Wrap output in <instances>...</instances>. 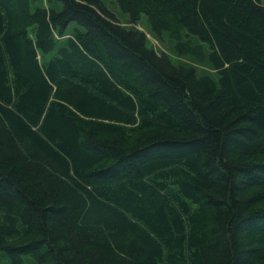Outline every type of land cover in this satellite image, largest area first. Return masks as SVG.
<instances>
[{
	"label": "trees",
	"instance_id": "16d2710c",
	"mask_svg": "<svg viewBox=\"0 0 264 264\" xmlns=\"http://www.w3.org/2000/svg\"><path fill=\"white\" fill-rule=\"evenodd\" d=\"M114 1L0 0V264H264V0Z\"/></svg>",
	"mask_w": 264,
	"mask_h": 264
},
{
	"label": "rangeland",
	"instance_id": "374dc122",
	"mask_svg": "<svg viewBox=\"0 0 264 264\" xmlns=\"http://www.w3.org/2000/svg\"><path fill=\"white\" fill-rule=\"evenodd\" d=\"M107 8L112 12L113 16L115 17L114 21L123 28L130 30L136 29L146 35L147 38V46L150 49H154L158 53H166L174 63H179L184 59L177 58L172 51V44L169 42V39L165 37V39H156L152 36L150 31V26L148 23V19L145 15L142 16L138 23H133L130 17L123 13L122 10L119 8L117 3L114 0H104ZM205 68H199L200 71H203Z\"/></svg>",
	"mask_w": 264,
	"mask_h": 264
}]
</instances>
